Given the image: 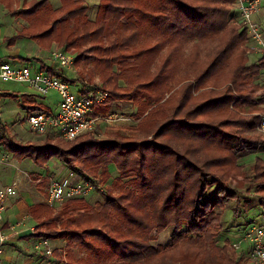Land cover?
Wrapping results in <instances>:
<instances>
[{"label":"trees","instance_id":"1","mask_svg":"<svg viewBox=\"0 0 264 264\" xmlns=\"http://www.w3.org/2000/svg\"><path fill=\"white\" fill-rule=\"evenodd\" d=\"M59 2L56 8L49 0L24 2L15 15L26 25L10 42L24 37L41 49L55 43L72 51L74 65L89 79L97 75L107 92L93 110L131 102L142 116L135 130L145 138L111 132L101 139L90 131L74 142L47 136L10 143L14 157L40 167L55 157L86 177L95 168L107 176L113 164L127 179L116 181V193L103 201L67 200L55 214L35 204L34 236L66 238V264H164L169 257L180 264H240L227 241L216 238L238 188H255L264 205V158L254 157L250 173L240 162L264 150V136L247 134L259 116L239 112L264 102V83L256 82L264 56L246 61L249 35L231 22L238 17L235 0H99L93 19L85 0ZM42 69L62 75L56 67ZM168 226L171 242L154 244ZM75 246L84 256L75 258ZM59 254L55 249L62 264Z\"/></svg>","mask_w":264,"mask_h":264},{"label":"rangeland","instance_id":"2","mask_svg":"<svg viewBox=\"0 0 264 264\" xmlns=\"http://www.w3.org/2000/svg\"><path fill=\"white\" fill-rule=\"evenodd\" d=\"M55 4H59V0H52ZM96 1V5L93 6L92 2ZM97 2L98 0H87V3H89L88 6V16L92 17L95 16L96 9H97ZM235 8V4H234ZM91 14L92 16H90ZM252 19L261 27L262 30H264V0L262 1L261 11L259 13H255L252 15ZM234 23L237 27L244 29L243 24L239 22L238 17L236 19H232L231 21ZM247 32V31H246ZM17 43V46L22 49V56L30 58L28 62H25V65H27L31 72L36 71V69H39L40 64L37 61H33V56L37 54V49H34L35 41L29 38H21ZM253 41L249 37V40L247 41L246 45H244V56L246 57V61L248 63H257L259 62V58L262 56L261 52H256L253 48ZM39 47V45H38ZM52 50H63L60 47H58L55 43L51 45L49 48ZM48 49V50H49ZM64 51V50H63ZM68 53L72 54L74 56V53L72 51H67ZM50 51L48 52H42L39 54L41 58L45 57L48 58V60L51 58L55 64L59 66V68L65 69L64 76L66 79H68L70 91L76 95L82 91L87 84H83L78 78V74L83 76L86 81L91 84L95 81L100 82L97 75H94L93 78L89 79L84 69L77 68L74 63L73 66L69 69H66L67 67H62L58 64L57 60H55L52 55L50 57ZM12 63V60H6ZM261 75H258L257 83L261 82ZM258 94L259 91H256ZM6 93H27V94H33L36 95V101L42 105L41 110L45 111H57L58 106L57 103L59 101V95L57 90L50 89L45 95L39 94L36 92L33 88L28 86L25 83H19L15 81H8L4 82L0 79V124L4 128L3 130H0V135H3L6 139V142L2 141L3 138H0V151L3 153L2 155L6 154V146L8 145L7 142H18V143H24L27 141H33L37 143H41L44 138H47L49 136L52 141L55 142L56 140H60L62 142H69L67 139H63L57 135H54L52 133H45V134H36L34 132H31L29 130V126L25 120V117L27 115V109L23 108L21 105H12L10 108L11 110L2 109L1 106L8 102H13L11 97L7 95ZM256 110H240L239 112L241 114H250V115H256L260 117V114H264L262 112L264 110V102L258 103ZM134 106L130 102H122L121 104L116 103V107H114L113 111H119L125 113L127 116L131 117L132 120L129 121H120L113 125H104L101 124L99 126H96L94 130L96 135L100 137L101 139L107 138L108 134L111 132H120L127 136H136L138 133L135 130V128L141 124L142 122V116L137 117L134 113ZM110 111V110H107ZM262 112V113H261ZM259 123V119H258ZM257 125L253 128L247 131V134L252 136H264V132H262ZM90 132V131H88ZM51 134V135H48ZM138 137L140 139H144L145 136L143 133L138 134ZM150 138V136L148 137ZM76 139V138H75ZM76 140H72L71 142H74ZM5 145V146H4ZM261 156L264 158V150L258 151L255 154L243 156L240 158V162L243 163L244 169L250 173L251 172V165L253 163L255 156ZM8 156V155H7ZM12 158L8 156V160L10 161ZM48 166V179L50 177H63L68 174L69 168H67L62 162H60L59 159L52 157L48 160V163L46 164ZM75 176H77L78 173L73 172ZM86 175L87 179H91L95 181L98 185H100L99 188L95 189L92 193H90L87 197L82 198L85 202H96V201H103L108 196L109 192L113 191L116 193L114 183L116 181H119L120 183L126 182L127 179H122L119 177V173L117 172L115 166L113 164L108 165V174L107 176L103 175L101 172V168H95L88 172ZM85 178V179H86ZM79 179V178H77ZM84 179V178H83ZM236 182H232V185L235 186ZM213 189L208 190V194L212 192ZM238 197L236 199L230 200L225 207V209L222 211V226L223 228L220 231L219 236L216 238L217 244H222L223 242L227 241L229 244V249L234 252L236 255V259L239 261L240 264H256L255 256L250 251V243L249 241H242L241 245L238 249H235L232 242H237L239 239L242 238L244 232L246 229L250 228L252 225H255L256 223H261L264 221V205L259 204L258 196L255 194V188H252L250 193H245L244 187L238 188ZM47 205V204H46ZM64 203L60 205L55 206H49V208L52 209V213L55 214V212L59 211ZM248 221V222H246ZM249 223V224H247ZM245 227V228H243ZM172 226H168L165 230L161 231L156 238L153 240L154 244H168L171 242L172 239ZM216 242H214L216 244ZM67 243L66 238H57V239H49V244L53 248V252L51 256H46V258H43L41 262L42 264H60L58 263V259L54 257V250L57 249L61 252L59 254V259L62 260V264H66L67 259L65 257V245ZM29 249V248H28ZM35 249V248H34ZM74 256L75 258L84 256V252L80 250L78 246H75L74 249ZM164 264H180L179 261L176 259L173 260L172 258H167L166 263Z\"/></svg>","mask_w":264,"mask_h":264},{"label":"built area","instance_id":"3","mask_svg":"<svg viewBox=\"0 0 264 264\" xmlns=\"http://www.w3.org/2000/svg\"><path fill=\"white\" fill-rule=\"evenodd\" d=\"M263 0H235V8L247 34L253 41L252 48L264 56V30L252 19V15L261 11ZM52 57L62 67L73 66L74 56L63 50H52ZM261 56V57H262ZM261 82L264 83V68L261 72ZM0 79L4 82L15 81L25 83L39 94L45 95L50 89H55L59 95L57 111L41 109L27 112L25 120L29 130L36 134L53 133L63 139L73 140L78 136L95 129L101 124L113 125L120 121L132 120L123 112L103 111L95 112L93 106L101 103L106 95L101 83L95 81L87 84L84 91L78 95L70 91L68 81L61 77L51 76L45 71L31 72L28 66H12L8 62L0 64ZM259 129L264 132V114H260ZM0 163H9L8 157L0 156ZM75 174L69 171L63 177H50L47 186L46 204L49 206L60 205L67 200L85 198L95 189L99 188L91 179H74ZM16 193L15 184L0 187V254L3 252L6 235L3 231L2 214L6 207V200ZM13 228V226H10ZM242 241H249L250 251L255 256L256 264H264V221L256 223L246 229L242 238L232 242L238 249ZM36 250L42 249L44 256H51L53 248L48 238H40L34 245Z\"/></svg>","mask_w":264,"mask_h":264},{"label":"crops","instance_id":"4","mask_svg":"<svg viewBox=\"0 0 264 264\" xmlns=\"http://www.w3.org/2000/svg\"><path fill=\"white\" fill-rule=\"evenodd\" d=\"M27 1L29 0H0V64L3 62L10 63L6 60H12V63H10L12 66H27L25 62L30 60V58L22 56V49L17 46L16 42L21 38H18L15 42H10L9 40L11 36L15 35L26 25L23 19L15 15V12ZM49 1L53 8L58 7L60 4L59 2V4L54 5L55 3L52 0ZM85 2L89 6L87 0ZM92 5L95 6L96 1H93ZM89 15L92 16L91 14ZM89 18L93 19L94 16ZM34 49H37V54L31 60L40 64L39 69L36 70L42 71L43 65L47 68L56 67L55 71L62 74L61 78H66L63 72L65 69L59 68L51 58L48 60V58L39 56L42 52L50 51L51 54V49H41L37 43ZM80 76L78 74V78ZM6 94L11 97L13 102L5 103L1 106L2 109L11 110L12 105H21L28 111L32 110L31 106L42 107L36 101V95L27 93ZM122 102L124 101H118L117 103L121 104ZM3 129L0 124V130ZM0 138H3L2 141L6 142L3 135H0ZM7 143L6 154L12 159L9 163H0V187L15 184L16 193L7 198L6 207L2 214L3 231L6 235V240L3 252L0 254V264H42L43 262L41 261L46 256H44L42 249H34V245L39 238L34 236L36 221L31 216L29 209L35 204H46L48 166L40 167L27 157H14L9 151V144H17L18 142ZM2 154L0 151V156ZM77 178L85 179L86 177L77 174L74 179ZM10 226H13V228Z\"/></svg>","mask_w":264,"mask_h":264}]
</instances>
